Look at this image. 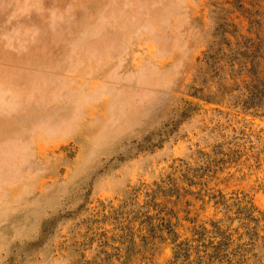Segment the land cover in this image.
I'll list each match as a JSON object with an SVG mask.
<instances>
[{"label": "rangeland", "instance_id": "rangeland-1", "mask_svg": "<svg viewBox=\"0 0 264 264\" xmlns=\"http://www.w3.org/2000/svg\"><path fill=\"white\" fill-rule=\"evenodd\" d=\"M251 60L264 0H0V264H170L215 196L264 213Z\"/></svg>", "mask_w": 264, "mask_h": 264}, {"label": "trees", "instance_id": "trees-1", "mask_svg": "<svg viewBox=\"0 0 264 264\" xmlns=\"http://www.w3.org/2000/svg\"><path fill=\"white\" fill-rule=\"evenodd\" d=\"M210 58L207 57L205 62ZM247 66L252 85L249 91L253 98L257 86L264 85V79L257 74L253 63H247ZM214 198L222 208V217L194 225L190 236L185 239L180 240L176 235L169 263L264 264V213L253 204H244L240 200L231 206L222 194ZM163 223L161 226H164Z\"/></svg>", "mask_w": 264, "mask_h": 264}]
</instances>
